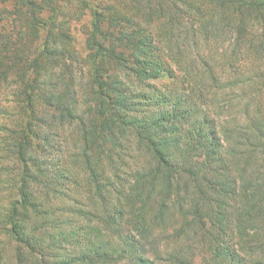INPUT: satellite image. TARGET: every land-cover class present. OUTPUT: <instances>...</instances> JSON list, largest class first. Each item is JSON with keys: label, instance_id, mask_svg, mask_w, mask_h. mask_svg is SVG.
Here are the masks:
<instances>
[{"label": "trees", "instance_id": "1", "mask_svg": "<svg viewBox=\"0 0 264 264\" xmlns=\"http://www.w3.org/2000/svg\"><path fill=\"white\" fill-rule=\"evenodd\" d=\"M68 2L0 0V233L25 248L17 259L153 264L138 245L180 241L195 224L206 264L264 253V101L244 104L243 133L221 123V141L208 116L220 82L209 46L233 40L220 63L229 77L261 54L264 0H77L92 13L84 54L64 24ZM166 261L192 264L182 248Z\"/></svg>", "mask_w": 264, "mask_h": 264}, {"label": "rangeland", "instance_id": "2", "mask_svg": "<svg viewBox=\"0 0 264 264\" xmlns=\"http://www.w3.org/2000/svg\"><path fill=\"white\" fill-rule=\"evenodd\" d=\"M67 4V11L64 14V22L65 25H67L68 32L70 33L71 37L73 38V44L77 51L84 54L86 50L84 46V42L86 37L88 36V31L90 28V20L92 13L89 11V8H86L81 3L77 2V0H68ZM10 4L12 2L8 3V6L10 7ZM180 4V3H179ZM136 20L142 22L144 17L141 13L136 16ZM147 20V18H145ZM144 19V22H145ZM143 23V22H142ZM258 27V26H256ZM260 26L258 27L257 32H259ZM0 31H3V27H0ZM41 36H44V32H41ZM232 37V36H231ZM29 39H32L33 37L29 36ZM33 44L37 43V40L32 41ZM233 40L229 37L228 39L224 40L222 42V46H209L211 56H213V59L216 60L214 64V69L216 76L219 78L220 82L217 84V86H214L212 89L214 91L215 97H216V106L210 105L209 107V119L211 118L213 120V128L218 131L216 133V136H219V139L221 141L222 134L221 130H219V125L221 123H225L226 126L233 131L235 135H238V133H243L242 125L245 119L244 115V104L248 103V106L250 109L248 111L251 113L253 111L254 105L257 103V99H260L264 101V45L263 49L261 50V54H252L249 55L246 58L239 60L235 67L237 68L236 74L231 75L229 77L228 74L231 67L228 63H224L222 66L220 63L224 61L226 58V55L230 56V52L232 50V44ZM264 44V42H263ZM222 54H225L223 56ZM240 55V54H239ZM227 71L228 73H225ZM87 78V76L85 75ZM227 77L230 78V81L234 78L238 80V83H228ZM169 77L167 75L161 76L156 79L149 80L148 82L151 83L150 87L153 89L152 91H158L163 90L169 85ZM234 81V80H233ZM83 86H87L86 79L83 80ZM262 88V90H260ZM262 92L259 96V93ZM244 95V97H243ZM235 96L237 97L234 101L232 106L229 108L225 103L227 101L222 100V98H225L227 100L228 97ZM249 97H253L249 99ZM218 98V99H217ZM230 110V111H229ZM212 130V129H211ZM213 134V131L210 133ZM223 147L222 149H227L231 147V140H228L226 142H222ZM202 158H198V161ZM80 175V174H79ZM5 192L0 191V205H2V202H6L5 200ZM82 199L81 197H78ZM84 200V199H82ZM81 201V200H80ZM73 207L80 206L79 203H72ZM60 214V212H58ZM67 215H65L66 217ZM180 220H182V217L180 214L176 215L169 221V225L166 226V233L165 235H170L173 232V228L175 226L180 225ZM205 223L208 225L210 224L207 219ZM72 224L74 223L67 222L64 227V231L68 232L70 230L75 231V233H81L83 229H69L72 227ZM82 224V222H80ZM76 228V227H75ZM72 231V232H73ZM203 230L200 225H193V227L190 228V233L185 236L180 241H174L172 239H162L161 242L157 243L156 241H152L153 243L143 242V244L138 245V252L140 254H143L145 257H148V259L153 260V264H168L166 261V257L169 252L174 251L176 248H182L184 250V253L187 257V259L191 258L192 264H206L208 261L211 260L212 254L208 250V243L207 239L202 236ZM129 236V234L127 235ZM203 237V238H202ZM76 241V240H75ZM116 245L120 246L121 240L114 239L113 240ZM151 244L154 247V244L156 245V248L149 249V246ZM65 246H62L64 249ZM235 247V246H233ZM78 247L75 245L69 244L68 249L69 253L72 254L74 251L77 250ZM16 251L18 253H24L26 252L25 248L23 246H20L19 244L15 243L14 241H11V239L5 234L4 232L0 233V264H39L38 255L35 256V259L33 257H30L29 259H24L22 262H20L17 259ZM244 253V252H243ZM66 254V253H65ZM258 256V257H257ZM161 257V258H160ZM262 257V258H260ZM134 257H127L124 260H119L116 264H135L136 261L133 259ZM260 258L264 263V253H260L259 255H256V257H250V259L247 258V263L253 264V262L259 260ZM47 261V262H46ZM45 263L43 264H56L57 260L56 257L53 256L52 261L46 259ZM139 264V263H138Z\"/></svg>", "mask_w": 264, "mask_h": 264}]
</instances>
